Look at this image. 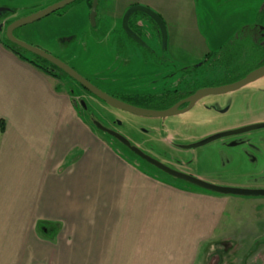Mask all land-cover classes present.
<instances>
[{
    "label": "crops",
    "instance_id": "obj_1",
    "mask_svg": "<svg viewBox=\"0 0 264 264\" xmlns=\"http://www.w3.org/2000/svg\"><path fill=\"white\" fill-rule=\"evenodd\" d=\"M138 3L165 28L176 19L153 0L131 5ZM247 32L232 37L245 40ZM57 82L0 42V264H194L228 197L180 187L128 161Z\"/></svg>",
    "mask_w": 264,
    "mask_h": 264
},
{
    "label": "rangeland",
    "instance_id": "obj_2",
    "mask_svg": "<svg viewBox=\"0 0 264 264\" xmlns=\"http://www.w3.org/2000/svg\"><path fill=\"white\" fill-rule=\"evenodd\" d=\"M56 1L58 0H0V35L8 21L30 15ZM134 1L144 2V0ZM153 1L168 13H176V19L171 23H166L168 36L166 42L162 36L160 38L158 26L146 13L137 10L131 14L130 28L141 32L142 37L148 38L151 47H159L163 45L164 41L167 52L175 47L174 50L179 49L184 53L197 52V55L198 53L202 55L203 51L199 52L196 47L184 49L182 44L207 45L208 50H204L210 56V62L217 68L231 71L227 78L236 77L237 74L245 73L249 68L255 66L253 63L260 57L259 49L252 46L250 39L237 41L232 36L233 33L243 29L249 31L255 25L264 26L262 24L264 15L260 13V9L264 6V0ZM132 2L133 0H98L97 26L93 29L89 21L90 9L87 0H75L35 22L16 29L14 34L19 39L56 56L103 92L140 107L143 106V103L134 101L136 99L133 97L144 94L142 89L147 87L149 80L153 78L151 75L155 71L150 60L147 62L141 56L142 52L146 50L136 44L138 41L135 43L124 36L122 16ZM138 4L143 5L142 3ZM153 31H156V40L159 43L153 38L149 39L150 32ZM169 33L174 37L169 38ZM118 39L122 46L117 43ZM129 43L135 48L127 54L125 47H128ZM140 46L142 45L140 44ZM186 56L188 59L185 63H172L173 70H168L167 77L175 78L182 72L184 77H188L191 67L206 68L205 65L198 64L196 62L198 60L191 57L192 54ZM180 68H183V71H178ZM57 81V86L62 90L67 92L72 90L74 107L86 119L91 129L103 137L128 161L135 162L139 167L162 180L184 188L200 189L149 167L124 145L109 135H105L92 123L93 120L99 121L104 126L126 137L141 150L146 151V139L149 138L146 135L149 131L148 128L157 124V120L160 121V119L140 117L113 108L85 91L82 86L69 77H63ZM150 85H148V89ZM242 92L250 95V102L248 105L236 104L234 109L245 111L250 106L251 114L250 112L241 113L235 117V115L226 113L222 117L210 119L208 117L211 115L197 107L187 114L179 116L180 118L177 115L167 117L164 122L167 127H175L177 132L186 135L185 133L195 132L200 134L205 130L217 131L242 123L252 116L264 117V76L261 80L251 83V86L239 90L236 94ZM82 101L86 105L85 109L80 105ZM183 121L188 123L187 127L183 126ZM195 121L197 123L192 124ZM252 135L261 137L258 146L248 140L245 142H243L244 139L241 140L242 137ZM179 154L184 158L186 155L190 157L194 154L195 158L191 157V161H186L188 158L179 161L174 159L173 162L176 165L169 162L166 165L173 169H176L175 166H177L176 170L183 172L186 171V168L190 174L198 175L202 179L205 178L206 182L219 186L252 189L264 186V173L261 176L242 178L236 176L235 168L239 164L245 163L246 159L250 158L248 155H252L256 166L262 167L264 171V127L248 130L231 137L218 138L206 145L196 147L194 151H189L186 155ZM226 196L229 202L224 213L216 223L211 238L200 245L194 264H264V196L233 194ZM72 264H78V262Z\"/></svg>",
    "mask_w": 264,
    "mask_h": 264
},
{
    "label": "flooded vegetation",
    "instance_id": "obj_3",
    "mask_svg": "<svg viewBox=\"0 0 264 264\" xmlns=\"http://www.w3.org/2000/svg\"><path fill=\"white\" fill-rule=\"evenodd\" d=\"M130 18H131V15L128 19L127 25L133 34H130V33L128 34V33L124 32V34H125L124 36L129 38V40H131V41L133 40L135 43H136V41H138V43H136V44L139 47H141L143 50H146V51L142 52L143 54H141V56L144 57L145 61H147V62H149V60H150V64L153 66V70L155 71L154 74L153 73H152V75L150 74L151 77H153V78H152V80H149L148 85H150V83H151L149 89L147 88L148 87V85H147V87L144 89V94H140L141 96H138V98H140L139 102L143 103V106H140V107H144V108H148V109H154V110H164V109H168V108L176 105V114H174L173 116L177 115L178 117L183 116L184 114H187L188 112L192 111L193 109L199 107L201 109V111H203L204 113H207L208 115H211L208 117L210 119H216V118L222 117L226 113H229L233 116L235 115V117H237V115H240L241 113L242 114L249 113V112H250V114L252 113L250 106H248L247 110H245V111H238V110L234 109L236 104H239V103H242L245 105L249 104L250 99H251V97H249L250 95H247L244 92H242L241 94H236V93L239 90L248 88L249 86H251V83H249V84H247V85H245V86H243V87H241L235 91H232V92L223 93V94H219V95L218 94L217 95L216 94H209V95H206V96H204L201 99H198L196 101H190V100L187 101V100L194 97L195 95H198L201 91H203L205 89H210L213 87L227 85V84H230L232 82H235V81L241 79L249 71L251 72L252 70L256 69L257 67L264 65V59H260V60L256 61L255 63H253V65H255V66H253V68H249L247 70V72L242 73V74H237L236 77L227 78L231 71H229L228 69H225V68L215 67L214 64L212 62H210V56L207 55L208 53L206 52L207 54L204 53V54L200 55L201 59L199 61H196L198 64L201 63V64L205 65L206 68L202 67V66L191 67L189 69V76L188 77H184L183 72L179 73V74L177 73L178 75L175 78L167 77L168 70H171V71L173 70L172 63H174V64L178 63L175 60V55H177L176 52L175 53H172L171 51L167 52V49H166L167 46H164V43H163L165 40L162 42L163 45H161L159 47L158 46L151 47L152 45L148 42V38H144V36L142 37L141 32H139L137 30H133L132 28H130V26H129ZM150 33H151V36H149V39L153 38L154 40H156V31L150 32ZM251 33H252L250 35L251 39L254 40L257 36L260 35L258 37L259 42H260V44H264V31H261V32L258 31V26H257L256 29H255V27L253 28ZM159 36L161 38L160 31H159ZM156 42H158V41L156 40ZM117 43L119 45H121V42L119 41V39L117 40ZM140 44L142 46H140ZM119 45H118V47H120ZM156 47H158V48H156ZM125 48H126L127 54H128L129 51H132L135 48V46H132L129 43L128 47L126 46ZM185 54L186 55L192 54V56H191L192 58L193 57L195 58L197 56V54L195 52H190V53L180 52V54L178 53V55H184L186 58H188ZM164 60L168 61L169 63L167 64ZM190 63H194V62H190ZM169 65H170V67H169ZM207 66H208V68H207ZM182 69L183 68H180V69H178V71H181ZM218 76H221V77H218ZM261 79H262V77L258 80H261ZM258 80H256V81H258ZM141 97H142V99H141ZM141 100H143V101H141ZM169 117H172V116H169ZM166 118L167 117L157 118V119H160V121L157 120V122H156L157 124L152 125L148 128L149 131H148V134H146L147 136H149V138L147 137V139H146V143H147L146 149L147 150L146 151L143 150L147 155H149L152 158L164 163L165 165L168 164V162L176 165V163L173 162L174 159L179 161V160H184V159L188 158L186 161H188V160L191 161V159H190L191 157L195 158L194 154L190 157L187 156L186 154H188L189 151H194V149L196 147H192V145L210 137L211 135H213L215 133L224 132V131H231L234 129H239V128L244 127V126L257 124V123H261V122L264 123V117L263 116H252L249 119L248 118L245 119L242 123H239V124H236V125H233L230 127H226V128H221L217 131L216 130H214V131H206L205 130V132L200 133V134L195 132V133H190V134L185 133L186 135H183V134H180L179 132H177V129L175 127L174 128L167 127V124H165V122H164ZM158 122H160V123H158ZM183 122H184V123H182L183 126L187 127L188 123H186L185 121H183ZM196 123L197 122L195 121L192 124H196ZM240 133H242V132H240ZM240 133L228 134V135L223 136V137H228V136L231 137V136H234V135H237ZM157 134H158V136H155ZM220 138H222V137H220ZM242 139H244L243 142L248 140V141H250L253 144L258 146L261 137L258 135H252V136L242 137L241 140ZM212 141H214V140H212ZM210 142H207V143H210ZM207 143H204L203 145H206ZM203 145H201V146H203ZM198 147H200V146H198ZM179 153H184L186 155V158L181 156ZM248 157H250V158L246 159L245 163L239 164V166L235 167L237 170V172L235 171L236 176H238V177L240 176L242 178L243 177L250 178L253 176L263 175L264 171H263L262 167L256 166V164H255L256 162H255L254 157L252 155H248ZM137 158L139 159V157H137ZM170 160H172V162H170ZM142 162L146 163L143 160H142ZM239 163H242V162H239ZM146 164H148V163H146ZM148 166L157 170L156 168H154L150 164H148ZM175 168L178 169L177 166H175ZM185 170L186 171H184V173L190 174L189 172H187L188 169L185 168ZM157 171H159V170H157ZM181 172H183V171H181ZM191 175H193V174H191ZM196 177H198V175ZM206 179H208V178H206ZM263 179H264V177H263ZM259 189H264V186L262 188H259Z\"/></svg>",
    "mask_w": 264,
    "mask_h": 264
},
{
    "label": "water",
    "instance_id": "obj_4",
    "mask_svg": "<svg viewBox=\"0 0 264 264\" xmlns=\"http://www.w3.org/2000/svg\"><path fill=\"white\" fill-rule=\"evenodd\" d=\"M75 0H58L49 6L40 9L37 12H34L30 15L12 20L5 28V37L13 44L21 47L22 49L37 55L52 65L56 66L58 69H60L62 72H64L69 78L72 80L76 81L80 86H82L86 91L91 93L93 96L98 98L99 100H102L109 106L122 110L124 112L130 113L132 115L140 116V117H155V118H165L169 116H173L176 114V105L173 107H170L168 109L164 110H154V109H148L144 107H138L136 105L127 103L125 101L119 100L102 90H100L98 87L93 85L90 81H88L86 78L81 76L79 73H77L72 67L67 65L65 62L57 58L56 56H53L52 54L48 53L47 51L37 47L33 46L18 37L14 35V31L22 26H25L27 24H30L32 22H35L61 8H63L65 5L73 2ZM97 3L98 0H91V5H90V11H89V21L91 27H94L96 24V14H97ZM142 11L146 13L158 26L159 31L163 39H166V28L165 25L161 19V17L152 9L143 6V5H132L130 6L123 14L122 17V27L125 30L126 33L133 34L131 30L129 29L127 23L130 15L134 11ZM264 76V65H261L260 67H257L256 69L252 70L249 72L247 75L242 77L241 79L232 82L227 85L223 86H218V87H213L210 89H205L201 91L198 95H195L194 97L188 99L187 101H196L198 99H201L202 97L209 95V94H223V93H228L235 91L249 83H252L259 78ZM82 107L85 109L86 105L82 101L80 103ZM93 125L103 133L109 135L110 137L114 138L117 140L119 143L124 145L128 150L131 151L135 156L139 157L141 160L145 161L146 163L150 164L157 170L163 172L164 174L173 177L175 179L182 180L184 182H187L189 184L194 185L195 187H198L200 189L213 192V193H218L222 195H228V194H233V195H244V196H264V189H258V188H239V187H229V186H219L215 184H211L209 182H206L204 179L196 177L194 175L184 173L181 171H178L176 169L170 168L169 166L165 165L164 163L152 158L151 156L147 155L143 150H141L139 147L136 145L132 144L131 141H129L126 137L118 133L117 131L110 129L106 126H104L102 123H100L97 120L92 121ZM264 127V123H257V124H252L248 126L241 127L239 129H234L231 131H224V132H219L211 135L210 137L199 141L195 144L192 145V147H198L203 145L204 143L210 142L212 140L218 139L220 137L226 136L228 134H233V133H240L256 128H261Z\"/></svg>",
    "mask_w": 264,
    "mask_h": 264
},
{
    "label": "trees",
    "instance_id": "obj_5",
    "mask_svg": "<svg viewBox=\"0 0 264 264\" xmlns=\"http://www.w3.org/2000/svg\"><path fill=\"white\" fill-rule=\"evenodd\" d=\"M88 3V7L90 9V5H91V0H87ZM260 13H262L264 15V6L261 8ZM12 21V20H11ZM8 21L5 25V27L2 30V34L0 35V42L7 48L9 49L13 54H15L19 59L31 64L32 66H34L35 68L39 69L40 71H42L43 73L56 78V79H62L63 77H68L64 72H62L60 69H58L56 66L52 65L51 63H49L48 61H46L45 59L34 55L24 49H22L21 47L11 43L6 37H5V28L6 26L11 22ZM264 25V22L262 23ZM97 25L95 24V26L93 27V29H95ZM14 33V32H13ZM252 33L251 32H247V36L246 39L243 40L241 39V41H246L247 39H250L252 42V46L257 47L259 49L260 52V57H258V60L260 59H264V44H260L259 40L257 43L253 42V39L250 38V35ZM15 35V34H14ZM16 36V35H15ZM17 37V36H16ZM240 39H237V41H240ZM262 50V51H261ZM260 62V61H259ZM71 95H72V90L68 91ZM134 101H140V98L138 97H133ZM142 99V97H141ZM143 101V100H141ZM81 105V104H80ZM82 106V105H81ZM83 108V107H82ZM84 109V108H83ZM94 126V125H93ZM95 127V126H94ZM96 129V128H95ZM3 131V122H0V132ZM107 135V134H105ZM114 139V138H113ZM135 156V155H134ZM137 157V156H136Z\"/></svg>",
    "mask_w": 264,
    "mask_h": 264
}]
</instances>
